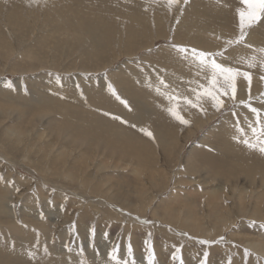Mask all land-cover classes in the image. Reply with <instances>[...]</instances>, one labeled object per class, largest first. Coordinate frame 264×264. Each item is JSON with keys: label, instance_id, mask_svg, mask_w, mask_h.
<instances>
[{"label": "rangeland", "instance_id": "obj_1", "mask_svg": "<svg viewBox=\"0 0 264 264\" xmlns=\"http://www.w3.org/2000/svg\"><path fill=\"white\" fill-rule=\"evenodd\" d=\"M238 7L239 0H190L181 14L169 13L164 0H0V264H79L80 245L87 264H109L112 245H120L123 258L129 240L142 264L149 232L158 264H171L180 245L184 264H199L206 247L209 264H227L229 257L244 264L245 249L249 264H264L255 249L264 247V218L250 217L235 201L245 196L246 209L259 201L264 210V156L232 139L235 121L243 127L252 114L243 107L237 117L191 110L183 113L190 125L182 126L154 90L157 74L177 84L191 78L170 52V37L217 51L216 36L236 31ZM246 42L264 47V22L249 29ZM250 51L229 50L233 57ZM252 71V94L259 97L264 83L259 68ZM109 83L131 111L109 93ZM246 89L241 81L240 99H247ZM253 106L262 107L260 100ZM250 180L263 187L253 189ZM215 189L222 209L231 210L222 222L206 205ZM189 211L199 226L182 222Z\"/></svg>", "mask_w": 264, "mask_h": 264}, {"label": "snow or ice", "instance_id": "obj_2", "mask_svg": "<svg viewBox=\"0 0 264 264\" xmlns=\"http://www.w3.org/2000/svg\"><path fill=\"white\" fill-rule=\"evenodd\" d=\"M160 2V0H155ZM243 7L236 9L237 25L235 33L227 38L220 35L216 36L218 41H221L219 50L208 51L201 50L195 46L182 45L172 42L169 38L168 48L175 57L181 61L191 72V78L185 80L179 77L180 83H169L166 81L165 76L157 74L156 80L158 84L155 86V93L163 97L167 106L163 110L174 121L182 126H189L190 121L183 115L184 112L195 110L202 115H206L208 109H213L216 113L221 114L226 110L231 111L233 117H237L238 110L243 107L252 114L250 119L244 116V124L247 127L241 126L240 120L237 119L232 125L235 134L232 139L245 146L250 151H255L264 156V92H261L259 97L253 96V71L259 68V80L264 83V47L255 48L246 42V37L249 34V29L264 22V0H239ZM190 0H164V5L169 13L173 10H178L183 14L185 8ZM227 7V5H225ZM179 20H177V23ZM243 46L250 49V54L238 55L233 57L229 50H235L237 47ZM143 71V68H141ZM160 72H165L161 68ZM243 81L247 83V99H240L238 97L239 83ZM57 77V83H59ZM11 87V84H6ZM150 88L153 85L149 82ZM79 87V86H77ZM107 89L109 93L114 96L125 108L131 111L128 102L117 94L115 88L111 83L108 84ZM63 98V97H62ZM260 100L262 107L253 106L254 100ZM114 119H121L120 117H113ZM122 123H127L121 119ZM136 127V125H132ZM146 137L153 139V133L146 127L139 129ZM19 191V189H17ZM51 203V202H50ZM139 221V218L136 217ZM141 223H150V221H139ZM253 223H255L253 221ZM26 227V226H25ZM264 227V225H262ZM71 233L75 238L76 233L75 222L71 227ZM107 239L108 234L105 233ZM187 236V233H183ZM39 233H37V237ZM95 227L89 228V247L95 249L94 243ZM224 238L221 237L222 241ZM75 242V239L73 240ZM220 241L199 240L200 245L210 246ZM35 247V246H33ZM64 247L71 252L72 249L67 243ZM183 245L174 247L170 254L171 264H184L182 257ZM45 254H48L47 247L44 248ZM77 256L81 257L79 264H87L84 259V247L80 245L77 250ZM99 256V252H96ZM244 264H249L247 249L244 250ZM29 259L35 258V253L28 252ZM210 252L206 247L203 250L202 256L199 259V264H209ZM109 264H138L137 258L134 254L132 244L126 245L125 255L121 258L120 245L114 243L110 250L107 252ZM142 264H158V257L154 250L152 233L149 232L143 241V257ZM227 264H232L231 257L228 258Z\"/></svg>", "mask_w": 264, "mask_h": 264}, {"label": "bare ground", "instance_id": "obj_3", "mask_svg": "<svg viewBox=\"0 0 264 264\" xmlns=\"http://www.w3.org/2000/svg\"><path fill=\"white\" fill-rule=\"evenodd\" d=\"M206 4H208L207 2H206ZM209 5H210V3H209ZM145 19V18H144ZM139 21V20H138ZM93 31V30H92ZM91 32V31H90ZM97 38V37H96ZM93 41H95V40H93ZM92 41V42H93ZM248 41V40H247ZM253 43L255 42V41H252ZM148 88V87H147ZM139 102V101H138ZM137 102V103H138ZM145 103V102H144ZM134 104V103H133ZM140 104V103H139ZM144 107V106H143ZM139 108V107H138ZM137 109V108H136ZM138 111H140V110H138ZM145 112V111H144ZM133 113V112H132ZM138 113H140V112H138ZM146 113V112H145ZM131 114V113H130ZM129 114V115H130ZM137 115H139L140 116V114H137L136 113V116ZM133 116V115H132ZM135 116V115H134ZM143 116H145V115H143ZM241 121V120H240ZM243 127H245V129H247V127H246V125L245 126H243ZM226 139V138H225ZM235 144V143H234ZM238 144V143H237ZM238 146H239V144H238ZM241 146V145H240ZM226 147V146H225ZM235 148V147H234ZM233 148V149H234ZM228 150V149H227ZM226 151V150H225ZM230 151V150H229ZM246 151H247V149H246ZM250 151V150H249ZM241 153V152H240ZM257 153V152H256ZM257 154H259V153H257ZM205 156V155H204ZM201 157V156H200ZM205 157H207V156H205ZM209 157H210V155H209ZM218 157V156H217ZM262 157V156H261ZM260 158V157H259ZM240 159V158H239ZM264 159V158H263ZM202 160H203V158H202ZM212 160V159H211ZM157 161V160H156ZM231 162V161H230ZM229 162V163H230ZM256 162V161H255ZM142 163V162H141ZM211 163V162H210ZM248 163V162H247ZM251 163V162H250ZM204 164H207V163H204ZM231 164V163H230ZM254 164V163H253ZM152 165H154V164H152ZM248 165H249V163H248ZM253 166V165H252ZM263 166V165H262ZM194 167V166H193ZM257 167V166H256ZM143 168V167H142ZM197 168V167H196ZM195 168V169H196ZM227 168V167H226ZM249 168V167H248ZM253 168H254V166H253ZM252 168V169H253ZM194 169V168H193ZM194 169V170H195ZM197 169H199V168H197ZM196 169V170H197ZM217 169V168H216ZM245 169H246V167H245ZM259 169V168H258ZM217 170H219V169H217ZM212 171V170H211ZM250 171H252L251 169H249V171L248 172H250ZM263 171V170H262ZM138 172V171H137ZM214 172V171H213ZM243 172H245V171H243ZM254 172V171H253ZM226 173H227V171H226ZM233 173V172H232ZM225 175V174H224ZM254 175V174H253ZM236 176H237V174H236ZM235 176V177H236ZM243 176H245V175H243ZM259 176V175H258ZM228 177V176H227ZM218 178V177H217ZM226 179V178H225ZM237 179V178H236ZM250 179H252V178H250ZM262 179V178H261ZM254 180V179H253ZM261 182H262V180H260ZM139 183V182H138ZM249 183L252 185V188L254 189V187L256 186V187H259V188H262L263 186H262V183H257V182H255V181H252V180H250L249 181ZM232 184H234V187H236V185H237V182H236V180H234V181H232ZM248 185V184H247ZM119 189V188H118ZM219 189V188H218ZM218 189L216 190H211L210 192H209V197H210V199L208 200V203L206 204L207 205V209H209V215H211V216H214V219L216 218L217 219V221H221L222 222V220L223 219H225L226 218V216L229 214V213H231V210H230V208H226L225 210L224 209H222V207L219 205V203H218V200H219V192H218ZM119 191H121L120 189H119ZM207 192V193H208ZM115 193V192H114ZM121 193V192H120ZM117 194H119V193H117ZM121 195V194H120ZM221 197V196H220ZM245 196H236V202H237V206H238V208L239 209H244L247 213H248V215L250 216V217H255V218H264V216H263V214H264V210H262V209H260L259 207H261V206H259L258 204H261V203H259V201H258V204H256V203H254V204H252V203H250V204H252L251 205V209H246L245 208V202H244V200H242L243 198H244ZM258 197V196H257ZM211 198L213 199V201L211 200ZM249 198V197H248ZM185 198H183V200H184ZM262 199V198H261ZM126 200V199H125ZM188 201V200H187ZM254 201V200H253ZM181 202V201H180ZM216 202V203H215ZM262 202V201H261ZM127 205V204H126ZM226 206V205H225ZM195 209V208H194ZM190 211H191V209H190ZM189 211V214H186V215H184L183 217H186L185 218V220H183L182 222H184V223H186L187 221H191L192 223H193V225H198L199 226V224H195V221H196V219L198 220V217H194V214L192 213V212H190ZM223 213V214H225V215H220L219 213ZM180 213H181V210H179V212H176V211H172L170 214H171V216H172V218H177L179 215H180ZM169 214H166V216H168ZM196 215H198V214H196ZM170 218V217H169ZM179 218V217H178ZM177 218V219H178ZM199 221V220H198ZM225 222V221H224ZM188 223V222H187ZM192 223H190V224H192ZM189 224V225H190ZM222 224V223H221ZM188 225V227H190ZM247 225V224H246ZM192 226V225H191ZM210 226V225H209ZM196 228V227H195ZM223 228V227H222ZM178 241V240H177ZM245 241V240H244ZM254 245V244H253ZM250 246V245H249ZM258 246H259V244H258ZM253 247V246H252ZM251 247V248H252ZM255 247V246H254ZM250 248V247H249ZM257 251H258V254H259V252H261L262 253V255L264 256V247L262 246V247H258V248H255ZM260 255V254H259ZM186 262V261H185Z\"/></svg>", "mask_w": 264, "mask_h": 264}]
</instances>
